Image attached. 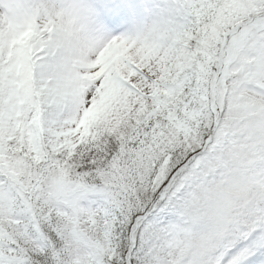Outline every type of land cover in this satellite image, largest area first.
<instances>
[{"label":"snow or ice","instance_id":"6c2138e0","mask_svg":"<svg viewBox=\"0 0 264 264\" xmlns=\"http://www.w3.org/2000/svg\"><path fill=\"white\" fill-rule=\"evenodd\" d=\"M74 6L0 27V264H174L170 226L264 76V0H88L108 40L87 59L56 22ZM234 259L264 264V222Z\"/></svg>","mask_w":264,"mask_h":264},{"label":"rangeland","instance_id":"374dc122","mask_svg":"<svg viewBox=\"0 0 264 264\" xmlns=\"http://www.w3.org/2000/svg\"><path fill=\"white\" fill-rule=\"evenodd\" d=\"M87 3L88 0H75L72 10L67 14L58 13L56 21L68 27L69 38L85 59L104 48L108 40L107 33L86 7ZM31 7L32 0H2L0 27L5 38L15 34ZM40 22H44L43 17ZM123 54L114 50L115 57ZM244 87L249 100L234 102L229 117L235 137H229L222 146L219 163L209 176L186 193L178 219L170 226L174 264H219L234 243L264 218V144H256L254 139L240 133L243 126L249 129L257 126L264 141V120L257 124L258 119H253L264 116V103L259 99L264 91V76L258 68L253 69ZM231 167L238 176L225 182V172ZM239 230L241 233L237 235Z\"/></svg>","mask_w":264,"mask_h":264},{"label":"trees","instance_id":"16d2710c","mask_svg":"<svg viewBox=\"0 0 264 264\" xmlns=\"http://www.w3.org/2000/svg\"><path fill=\"white\" fill-rule=\"evenodd\" d=\"M262 114L264 115V113L262 112ZM253 119L255 120H264V116H261L259 118L254 117ZM257 126L252 127L251 129H249V127H242L240 130V133L244 134L245 138H252L256 141V144H263V141L261 139V136L258 135V130H256ZM239 129V127H238ZM251 139V140H252ZM252 142L254 143V141L252 140ZM235 175H237V171L235 169H233L232 167L226 172L225 174V182H230L232 180H236ZM238 176V175H237ZM213 186V185H212ZM255 191V190H254ZM253 191V192H254ZM206 214V213H205Z\"/></svg>","mask_w":264,"mask_h":264},{"label":"bare ground","instance_id":"6f19581e","mask_svg":"<svg viewBox=\"0 0 264 264\" xmlns=\"http://www.w3.org/2000/svg\"><path fill=\"white\" fill-rule=\"evenodd\" d=\"M65 29H66L67 33H69V32H68V31H69L68 27H66ZM75 45H76V44H75ZM116 57H117V56H116ZM262 222H264V218H263ZM225 255H226V254H225ZM225 255H223V257H222V259H221V262H220L219 264H223V261H224V257H225ZM237 259H238V258H237ZM232 264H236V259H234V260L232 261Z\"/></svg>","mask_w":264,"mask_h":264}]
</instances>
